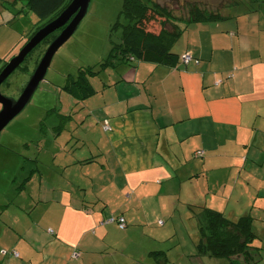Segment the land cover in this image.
Segmentation results:
<instances>
[{
    "label": "crops",
    "instance_id": "0c3cea01",
    "mask_svg": "<svg viewBox=\"0 0 264 264\" xmlns=\"http://www.w3.org/2000/svg\"><path fill=\"white\" fill-rule=\"evenodd\" d=\"M202 11L172 18L193 60L117 65L124 76L80 101L92 159L58 146L1 197L0 264H230L197 252L203 207L249 214L264 249V26Z\"/></svg>",
    "mask_w": 264,
    "mask_h": 264
},
{
    "label": "rangeland",
    "instance_id": "374dc122",
    "mask_svg": "<svg viewBox=\"0 0 264 264\" xmlns=\"http://www.w3.org/2000/svg\"><path fill=\"white\" fill-rule=\"evenodd\" d=\"M156 1L166 7L171 19L179 14L184 17L196 14L198 10L202 11L205 5L208 11H212L216 7L221 10L229 9L233 12L240 10L244 15L256 16V26H264V0H256V3L248 0L239 2L236 0ZM233 2H235L233 6H228ZM121 4L122 0L89 1L86 14L68 40L54 53L43 80L33 92L29 102L0 132V204L4 199L1 198L2 196L23 192L21 188L19 189V182L36 165L39 170L42 166L47 165L51 159L50 152H53L56 147L60 146L62 149L70 150V157L82 151L89 153L92 137L91 134H88V140H85L84 128L88 130V126L87 121H83L80 113L82 111L86 118V108L83 110L80 101L65 92L61 85L64 83L66 75H76L78 67L96 66L100 60L106 57L110 47L109 28L120 10ZM22 5L23 0L15 2L14 0H0V58L2 59H9L19 51L28 40L27 34L34 29L38 22L37 17ZM262 37L264 40V32H262L261 40ZM261 40L259 45L264 48V41ZM180 44V42H176L174 49L178 51ZM44 46L45 44L37 47L23 63L24 66L28 65L27 72L15 69L7 77L6 82L1 84L0 89L4 95L11 98L18 97L40 60ZM121 66L113 68L109 72L110 75H104V71H101L90 78L91 87L93 90L95 89L93 95L103 92V84H111L124 76L122 72L120 73ZM92 100L95 102V99ZM52 107L54 109H50ZM48 110L60 111L66 115V118L62 117L63 129L58 133L55 132L57 127L52 126L58 125L60 118L56 119L55 116H52L57 114L53 112L45 116ZM71 112L72 114H70ZM87 156L90 158L91 153ZM34 178L35 176L31 180ZM175 200L176 197L172 203ZM179 217L181 216L178 214L177 219L175 214L174 220L179 221L181 225ZM159 218L161 221L165 219L164 217ZM252 228L253 231H256V219L252 221ZM251 245L252 252H254L256 238Z\"/></svg>",
    "mask_w": 264,
    "mask_h": 264
},
{
    "label": "trees",
    "instance_id": "16d2710c",
    "mask_svg": "<svg viewBox=\"0 0 264 264\" xmlns=\"http://www.w3.org/2000/svg\"><path fill=\"white\" fill-rule=\"evenodd\" d=\"M13 1V0H12ZM16 0H14L15 2ZM70 0H23V7L32 12L38 19L34 29L29 32V39L33 33L45 23L55 18L69 3ZM203 17L204 11H197ZM210 16V15H209ZM60 28L43 38L24 58L16 68L27 72L28 65H23L27 57L40 45L45 44L42 53L51 40L59 33ZM119 31V32H118ZM117 32V33H116ZM180 28L169 17L166 7L156 0H122L121 8L109 28L110 47L105 58L96 66L78 67L76 75H66L61 88L78 101L90 97L92 89L90 78L108 68L117 65H130L133 61L150 62L176 66L181 63V55L173 47L180 35ZM116 33V34H115ZM8 58H0V71L8 62ZM37 63V62H36ZM34 70V69H33ZM7 78L2 82H6ZM50 109H54L53 107ZM57 113L60 118L56 133L63 129L65 113L48 110V113ZM67 116H69L67 114ZM92 159V158H90ZM89 159V160H90ZM25 180L28 179V175ZM205 219L200 227V239L197 252L214 257H225L230 264H259L255 260L257 253H262V247H256L252 252L251 243L256 238L252 228V217L249 214L241 215L236 220L227 218L217 210L203 207ZM118 217L113 221L118 223ZM110 219V218H109ZM107 219L108 221H110ZM125 226V223H124ZM123 226V227H124ZM120 227V226H119ZM251 249V250H250Z\"/></svg>",
    "mask_w": 264,
    "mask_h": 264
},
{
    "label": "water",
    "instance_id": "95a60500",
    "mask_svg": "<svg viewBox=\"0 0 264 264\" xmlns=\"http://www.w3.org/2000/svg\"><path fill=\"white\" fill-rule=\"evenodd\" d=\"M90 0H70L66 7L53 19L37 29L19 51L9 58L0 71L2 82L23 62L26 55L48 34L60 28L35 66L27 83L17 98L4 95L0 89V132L25 107L33 92L43 80L51 59L57 49L68 40L76 26L86 14Z\"/></svg>",
    "mask_w": 264,
    "mask_h": 264
},
{
    "label": "built area",
    "instance_id": "2783aa9c",
    "mask_svg": "<svg viewBox=\"0 0 264 264\" xmlns=\"http://www.w3.org/2000/svg\"><path fill=\"white\" fill-rule=\"evenodd\" d=\"M191 60H193V57L189 54V53H184V54H182L181 55V62L182 63H188L189 61H191ZM196 63H198V60H194ZM104 127L106 128V129H108V125H104ZM201 152V151H200ZM110 221H113V217H111L110 219H109ZM118 223H119V226L120 227H123L124 226V217H122V216H120V217H118ZM2 252L4 253V252H6L5 250H2Z\"/></svg>",
    "mask_w": 264,
    "mask_h": 264
},
{
    "label": "flooded vegetation",
    "instance_id": "af4514ba",
    "mask_svg": "<svg viewBox=\"0 0 264 264\" xmlns=\"http://www.w3.org/2000/svg\"><path fill=\"white\" fill-rule=\"evenodd\" d=\"M24 45V44H23ZM22 47V46H21Z\"/></svg>",
    "mask_w": 264,
    "mask_h": 264
}]
</instances>
